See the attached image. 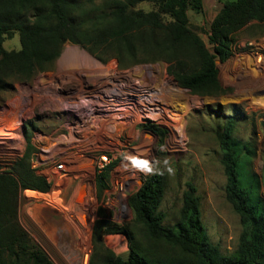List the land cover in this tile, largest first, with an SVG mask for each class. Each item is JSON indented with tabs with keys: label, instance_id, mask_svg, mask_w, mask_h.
Wrapping results in <instances>:
<instances>
[{
	"label": "trees",
	"instance_id": "16d2710c",
	"mask_svg": "<svg viewBox=\"0 0 264 264\" xmlns=\"http://www.w3.org/2000/svg\"><path fill=\"white\" fill-rule=\"evenodd\" d=\"M219 1L222 7L210 25L211 51L189 24L188 9H200L201 0H0V92L12 90L14 79L29 81L49 70L65 43L71 42L103 63L116 58L123 68L166 62L179 86L200 96H219L226 89L217 59L223 62L232 55L236 35L246 24L264 22V0ZM141 3L152 7L145 10L138 7ZM16 33L21 47L6 49L4 41ZM236 125L231 117L216 131L227 180L226 198L242 226L233 251L223 252L206 235L200 196L192 182L183 192L177 221L172 226L164 224L167 213L160 206L166 182L163 173L156 172L127 199L134 223L144 229V240L136 243L131 232L107 220L100 208L92 230L94 252L89 264H264V203H250L254 186L262 199L259 178L243 166L251 164L255 147L252 141L241 143L234 138ZM32 128L25 127L23 156L10 171L0 173V264H55L18 218L23 190L50 188L46 178L31 167ZM146 129L164 133L155 125ZM262 157L264 161V148ZM114 165L96 175L99 198L108 188ZM240 169L246 180L241 179ZM104 233L125 234L129 256L124 258L108 247L102 239Z\"/></svg>",
	"mask_w": 264,
	"mask_h": 264
},
{
	"label": "rangeland",
	"instance_id": "374dc122",
	"mask_svg": "<svg viewBox=\"0 0 264 264\" xmlns=\"http://www.w3.org/2000/svg\"><path fill=\"white\" fill-rule=\"evenodd\" d=\"M138 7L149 10L152 5L141 3ZM221 7L222 2L219 0H201L200 9H188L190 27L200 35L211 51L213 45L209 42L210 25ZM3 45L6 49H19L21 47L19 34L7 38ZM75 47L86 51L77 44L67 42L60 56L49 66V70L38 73L29 81L14 79L12 90L0 92V129L1 132H8L4 134L5 136L9 137L12 132L17 131L21 121L24 130L25 127L33 126V130L36 127L43 128L46 124L57 125L54 117L60 105L47 96L37 94L36 90L39 88L37 82L45 77L53 78L66 74L75 76V73L95 71L88 63L73 59L68 54V51ZM86 52L95 58L88 51ZM99 62L102 65L101 69L110 65L108 67L110 70L118 69L120 72L129 70L127 76L149 84L153 91H157L155 94L161 106L158 105L156 108L163 113L151 111L156 116L161 115L145 123H136L133 139L129 145L131 154L127 156L123 152L117 154L118 160L110 172L108 188L100 198L102 202L101 200L97 203L91 202L88 206V212L95 214L88 220L87 231L77 224L76 219L46 207L43 202L28 200L22 191L18 218L32 241L38 244L55 264H85L86 254L90 251L86 262L89 264L94 252L92 230L99 219L100 208H103L107 220L116 226L126 228L132 233L136 243L142 242L144 229L140 224L134 223L133 212L127 199L147 176L162 172L166 182V190L160 206L161 210L167 213L164 224L172 226L177 221L183 203V192L187 188V183L192 182L196 185L197 194L200 196L201 221L206 235L213 243L218 244L223 252L233 251L237 247L242 226L239 215L226 198L227 180L216 131L232 117L237 122L234 138L241 143L252 141L255 155L251 164L243 163V166L256 173L260 183L259 194L262 199H259L257 187L254 186L252 188L254 199L250 200V203L262 205L264 203L262 178L264 22L251 21L246 24L236 35L232 55L223 62L217 59L219 78L226 89V92L219 96H200L179 86L174 77L168 73L166 62L138 63L124 68L119 65L116 58H111L105 63ZM40 74L45 76L39 79ZM121 76L123 77L124 74ZM74 80L70 79L67 85L77 86L78 83ZM175 87L180 90H175ZM150 125L163 129L164 133L158 134L147 130L146 127ZM181 125L185 134L182 138L178 134V126ZM4 126H9L10 129L4 128V130ZM174 136L179 141H174ZM8 158L9 155L0 157V165L4 167L3 169L9 167ZM125 158L129 163L127 172L138 170L135 175L136 181L129 183L125 199L113 200L107 204L106 200L113 189L118 169L116 167ZM144 164L147 168L143 167ZM241 172L240 169L241 179L246 180ZM95 178L91 168L85 179L94 184L97 192ZM71 181H68L67 200L72 198L71 193L75 190ZM30 196L32 193L27 194V197ZM79 196L81 197L82 193H78V199ZM102 239L116 254L124 258L129 256L130 249L125 234L104 233Z\"/></svg>",
	"mask_w": 264,
	"mask_h": 264
},
{
	"label": "built area",
	"instance_id": "2783aa9c",
	"mask_svg": "<svg viewBox=\"0 0 264 264\" xmlns=\"http://www.w3.org/2000/svg\"><path fill=\"white\" fill-rule=\"evenodd\" d=\"M93 70L75 73L76 77L66 74L41 79L45 74H40L36 93L60 105L54 117L57 125L36 127L30 136L34 147L31 167L46 178L50 188L47 191L23 190L28 200L43 202L46 207L76 219L83 229L89 226L88 220L95 214L88 212V206L101 200L94 184L85 179L89 170L92 168L96 177L117 162L119 152L126 156L131 154L129 145L136 123L153 119L146 117L151 110L150 93L153 91L149 84L127 76L129 70H123V73L118 69ZM70 79H75L78 85L68 86ZM18 127L9 137L4 135L8 132H0L5 136L0 135V157L9 155L10 159L8 169L0 165V173L10 171L25 151L22 121ZM126 160L116 167L119 170H116L107 204L125 199L129 183L136 181L138 170L127 172L129 163ZM69 180L75 190L71 193L74 199L67 200ZM28 193L32 196L27 197ZM78 193H82L79 196L82 200L78 199ZM89 254L90 251L86 254L85 264Z\"/></svg>",
	"mask_w": 264,
	"mask_h": 264
},
{
	"label": "bare ground",
	"instance_id": "6f19581e",
	"mask_svg": "<svg viewBox=\"0 0 264 264\" xmlns=\"http://www.w3.org/2000/svg\"><path fill=\"white\" fill-rule=\"evenodd\" d=\"M69 53V55H71L72 57H73V59L75 58V59H78V60H82L83 62H86V63H88L89 64V66L91 67V69H96V70H101V67H102V65H101V63L99 62V61H97L95 58H93L91 55H89L86 51H84V50H82V49H80L79 47H75V48H73V49H71V50H69L68 51ZM71 53V54H70ZM66 56H68V55H66ZM69 57V56H68ZM66 58V57H65ZM75 62V61H74ZM79 65V64H78ZM86 65V64H85ZM112 65V64H111ZM108 67H110V65H108V66H106V68L107 69H109ZM78 70V69H77ZM79 71V70H78ZM175 90H177V91H179L180 89L179 88H177V87H175ZM155 93H157V91H151V93H150V105H151V107H150V112L147 114V116L146 117H150V118H153V119H156L157 117H159L162 113H163V111L161 112V111H159V110H157V108H156V106H158L159 105V103H158V99H157V97H156V94ZM161 104V103H160ZM159 106H161V105H159ZM151 111L152 112H155V113H161V114H158L157 116L154 114V113H151ZM178 111V110H177ZM179 112V111H178ZM177 127V126H176ZM182 127H183V125H181V126H178V129H179V136L182 138L185 134H184V129L182 130ZM4 128H6L7 130H9L10 129V127L9 126H4L3 127V129ZM5 130V129H4ZM2 130L0 129V132H1ZM7 132V131H6ZM1 134V133H0ZM3 134V133H2ZM8 134V133H7ZM2 136V135H1ZM4 137V136H3ZM5 140V139H4ZM173 140L174 141H179V139H177V137L176 136H174V138H173ZM177 143V142H176Z\"/></svg>",
	"mask_w": 264,
	"mask_h": 264
},
{
	"label": "clouds",
	"instance_id": "9594fccd",
	"mask_svg": "<svg viewBox=\"0 0 264 264\" xmlns=\"http://www.w3.org/2000/svg\"><path fill=\"white\" fill-rule=\"evenodd\" d=\"M143 167L147 168V165H146V164H144V165H143ZM148 170H149V171H151V169H148Z\"/></svg>",
	"mask_w": 264,
	"mask_h": 264
},
{
	"label": "flooded vegetation",
	"instance_id": "af4514ba",
	"mask_svg": "<svg viewBox=\"0 0 264 264\" xmlns=\"http://www.w3.org/2000/svg\"><path fill=\"white\" fill-rule=\"evenodd\" d=\"M85 231H87V228L85 229Z\"/></svg>",
	"mask_w": 264,
	"mask_h": 264
}]
</instances>
